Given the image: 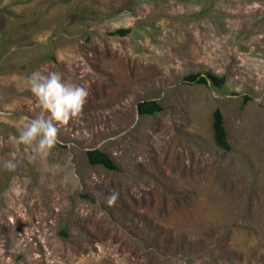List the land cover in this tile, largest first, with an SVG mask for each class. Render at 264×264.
Wrapping results in <instances>:
<instances>
[{
    "label": "rangeland",
    "instance_id": "rangeland-1",
    "mask_svg": "<svg viewBox=\"0 0 264 264\" xmlns=\"http://www.w3.org/2000/svg\"><path fill=\"white\" fill-rule=\"evenodd\" d=\"M35 71L90 92L43 158ZM0 264H264V0H0Z\"/></svg>",
    "mask_w": 264,
    "mask_h": 264
},
{
    "label": "clouds",
    "instance_id": "clouds-1",
    "mask_svg": "<svg viewBox=\"0 0 264 264\" xmlns=\"http://www.w3.org/2000/svg\"><path fill=\"white\" fill-rule=\"evenodd\" d=\"M28 83L41 112L35 118L28 119L19 129L16 142L43 158L55 147L60 126L66 125L82 113L90 92L84 86L65 80L57 71H35L28 77ZM19 165V160L10 159L5 162L4 167L15 171ZM118 198L119 193L113 191L106 198V203L112 206Z\"/></svg>",
    "mask_w": 264,
    "mask_h": 264
},
{
    "label": "trees",
    "instance_id": "trees-1",
    "mask_svg": "<svg viewBox=\"0 0 264 264\" xmlns=\"http://www.w3.org/2000/svg\"><path fill=\"white\" fill-rule=\"evenodd\" d=\"M128 29H119L113 32V35L125 36L128 33ZM183 81L188 84H201L207 85L209 82L215 87H221L224 83L223 77H218L210 72L192 73L183 78ZM137 112L139 116H152L162 112V107L157 101H142L137 103ZM213 138L216 145L224 151H229L230 147L227 142L226 131L223 126L222 115L219 110H216L213 114L212 121ZM87 161L91 165L101 166L108 170L116 169L114 162L100 150H88L86 151Z\"/></svg>",
    "mask_w": 264,
    "mask_h": 264
}]
</instances>
